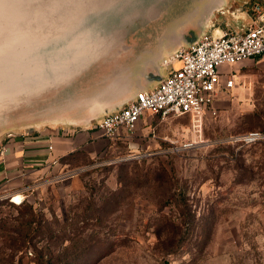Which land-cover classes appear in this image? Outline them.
I'll return each instance as SVG.
<instances>
[{
    "label": "rangeland",
    "instance_id": "obj_1",
    "mask_svg": "<svg viewBox=\"0 0 264 264\" xmlns=\"http://www.w3.org/2000/svg\"><path fill=\"white\" fill-rule=\"evenodd\" d=\"M251 1L228 0L214 23ZM189 5L0 0V138L50 123L71 95L63 73H81L126 30L144 38L166 8L179 22ZM255 62L233 65L235 87L200 118L149 117L154 128L141 133L140 121L123 154L79 156L64 178L20 194L23 205L1 200L0 264H264V70ZM26 233L22 248H7Z\"/></svg>",
    "mask_w": 264,
    "mask_h": 264
},
{
    "label": "crops",
    "instance_id": "obj_2",
    "mask_svg": "<svg viewBox=\"0 0 264 264\" xmlns=\"http://www.w3.org/2000/svg\"><path fill=\"white\" fill-rule=\"evenodd\" d=\"M189 1V9L179 22H167L165 13L149 30L150 33L147 31V38L125 39L121 54H111L89 69L86 76L78 78L72 86L71 104L73 114L81 117L74 124H43L30 131L9 133L0 138V199L15 194L25 196V190H33L42 181L64 178L65 171L69 170L67 157L74 152H83L93 159L116 149L114 142L123 144V139L104 138L93 124L104 114L125 106L136 92L156 88L167 75V69L162 66L163 59L176 49L188 46L205 33L240 32L264 21V14L254 0L245 6L238 4L231 19L220 23H214V18L216 13L225 10L228 0ZM253 12L254 17L250 18ZM238 24L241 28L237 31L235 25ZM177 27L183 36L178 45ZM253 60L264 70V54L249 61ZM85 81L86 85H82ZM83 89L87 91V98L80 97L85 92L81 91ZM149 117L161 119L145 115L141 119V133L154 128V124L147 120Z\"/></svg>",
    "mask_w": 264,
    "mask_h": 264
},
{
    "label": "built area",
    "instance_id": "obj_3",
    "mask_svg": "<svg viewBox=\"0 0 264 264\" xmlns=\"http://www.w3.org/2000/svg\"><path fill=\"white\" fill-rule=\"evenodd\" d=\"M263 54V20L240 32L205 33L163 59L167 75L156 88L137 92L125 106L104 114L94 128L104 138L124 140L147 114L162 119L185 115L200 118L213 109L218 97L235 87L232 66ZM244 139L253 142L258 134L251 133ZM8 198L14 202L15 195Z\"/></svg>",
    "mask_w": 264,
    "mask_h": 264
},
{
    "label": "water",
    "instance_id": "obj_4",
    "mask_svg": "<svg viewBox=\"0 0 264 264\" xmlns=\"http://www.w3.org/2000/svg\"><path fill=\"white\" fill-rule=\"evenodd\" d=\"M165 13H167V22H173V15H172V10L171 8L169 9H165L164 11H162L161 13H159L158 15V19L156 21H159L161 20V16L164 15ZM155 21V22H156ZM157 23V22H156ZM155 26V25H153ZM152 27H149V28H145L143 29V34H144V38H147L148 37V32L149 30L151 29ZM148 31V32H147ZM150 33V32H149ZM131 37H139V38H142L140 37L139 35L134 34V32L132 33H128L127 30L125 33H123V42L120 44V45H117V42H113L114 44H111L109 47H107L105 50L103 49H98V47H96L97 50H103L104 53L96 56L93 60H91V63L84 69L81 70V73L77 74V75H68L66 73H63V76L62 77H65V78H62L59 76V78L61 79H66L68 78L69 76L73 77L72 80L69 82V84H75L77 83V81L79 80L78 78H81L82 76H86L88 74V70L89 69H93L95 68V66H97V64L99 63V61L105 59L106 57H109L111 54L113 53H117V54H121L123 52V43L125 42V39L127 40L129 38V41H130V38ZM115 50V51H114ZM93 64V65H92ZM65 75V76H64ZM58 77L55 79L57 80ZM60 81V80H59ZM63 81V80H62ZM69 84L67 86H69ZM82 85H86V81L82 84ZM65 86V87H67ZM72 86H71V95L68 96L66 99L62 98L61 102L57 103L55 108L53 109V116L50 117L51 121L50 123H58V124H66V125H71V124H74L76 122V119L78 117H81V116H76L73 114V110H72V104H71V101H72ZM59 89V88H57ZM61 89H64V86ZM60 90H58V93L60 92ZM81 91H85L83 92V94H81L80 97H82V95L84 97L87 98V91L86 89H83ZM139 92V91H138ZM57 93V94H58ZM137 93V92H136ZM31 93L30 92H26L24 91V95H30ZM59 96V95H58ZM135 96V95H134ZM59 98V97H58ZM70 115V117H64V116H68ZM68 119V120H67ZM70 119V120H69ZM50 123H44V124H50Z\"/></svg>",
    "mask_w": 264,
    "mask_h": 264
},
{
    "label": "trees",
    "instance_id": "obj_5",
    "mask_svg": "<svg viewBox=\"0 0 264 264\" xmlns=\"http://www.w3.org/2000/svg\"><path fill=\"white\" fill-rule=\"evenodd\" d=\"M185 116H187V117H189L188 115H185ZM254 142V141H253ZM114 144L116 145V149H114V150H111L110 152H106L104 155H111L112 153H115L116 151L117 152H120L121 154H123V147L122 146H125V144H126V142H123V144L121 143V142H114ZM79 156H84L85 158H87V159H90V158H88L86 155H85V153H83V152H74L73 154H71L69 157H67V159H69V162H68V166H69V168H72L74 165H73V163L76 161V159L79 157ZM4 199H8V198H2V199H0V201L1 200H4ZM10 201V200H9ZM11 202V201H10ZM16 202H14V204H15ZM18 205H23L24 204V202H23V200H21V202H18L17 203ZM27 237H28V233H26L24 236H22V238H18V239H13V241H14V244L13 243H11L10 245H7V248L8 249H10L11 251L12 250H15V251H17L19 248H22L23 247V242L27 239ZM29 239H31V238H29ZM15 243H20L19 245H16ZM20 251V250H19ZM29 253V255H31V253L30 252H28ZM17 262V264H19V260H17L16 261Z\"/></svg>",
    "mask_w": 264,
    "mask_h": 264
},
{
    "label": "bare ground",
    "instance_id": "obj_6",
    "mask_svg": "<svg viewBox=\"0 0 264 264\" xmlns=\"http://www.w3.org/2000/svg\"><path fill=\"white\" fill-rule=\"evenodd\" d=\"M155 11V10H154ZM148 13H151V12H148ZM205 22V21H204ZM22 200V196H20V195H15V198H14V202H16V203H18L19 201H21Z\"/></svg>",
    "mask_w": 264,
    "mask_h": 264
}]
</instances>
